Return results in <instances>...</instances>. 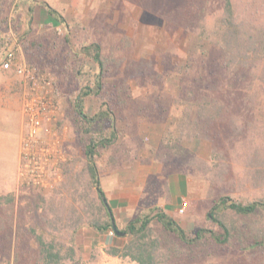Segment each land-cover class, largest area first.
Segmentation results:
<instances>
[{
  "label": "rangeland",
  "instance_id": "obj_1",
  "mask_svg": "<svg viewBox=\"0 0 264 264\" xmlns=\"http://www.w3.org/2000/svg\"><path fill=\"white\" fill-rule=\"evenodd\" d=\"M47 1L73 24L72 35L77 37L90 29L102 42L104 54L109 53L112 43L117 45L111 65L115 71L107 81L123 85L124 102L116 116L117 141L102 154L98 167L100 184L119 230L129 219L155 207L152 213L165 211L190 233L200 226H212L207 216L219 195L238 203L264 196V61L255 58V29H264V0H230L241 39L239 49L250 50L251 58L249 55L229 66L208 37L225 0ZM28 2L18 1L14 11L12 7L3 10L2 16L12 14L15 20L0 24V40H10L16 27L27 31L28 38L46 39V45L58 46L65 33L60 24L36 26L32 18V27L25 29ZM17 54L21 62L31 64L24 47ZM260 55L264 59V53ZM86 68L95 71L96 65L87 61ZM4 80L20 87V78L13 72L0 70V83ZM212 98L215 102L211 106ZM85 104L88 113L98 106L92 96ZM62 105L67 162L77 171L82 167L83 153L67 120L63 95ZM13 114H0V194L11 192L15 196L13 221L20 224V242L30 243L29 254L24 253L30 257L34 242L32 238L29 241L27 229L35 226L42 210H36V204L41 203V197L49 201L53 194L68 193L63 180L47 190L17 185L18 162L10 155L18 138ZM3 178L13 182L11 187H3ZM117 185L119 191L126 189L125 198L115 195ZM168 203L172 208L166 206ZM224 217L239 227H244V222L246 227L255 225V217L243 223L244 219L232 212ZM5 219L0 216V227H6ZM154 224L163 243L175 248L166 264H264L263 251L239 254L235 245L191 250L176 238L164 236L156 220ZM85 227L90 226L81 228ZM81 228L75 235L74 258L62 264H106L99 260L102 250L119 241L115 231L95 232L94 241L104 240L101 249L91 246L92 237ZM4 238L1 231L0 243ZM4 260L0 253V264H5ZM121 263L137 264L129 258Z\"/></svg>",
  "mask_w": 264,
  "mask_h": 264
},
{
  "label": "trees",
  "instance_id": "obj_2",
  "mask_svg": "<svg viewBox=\"0 0 264 264\" xmlns=\"http://www.w3.org/2000/svg\"><path fill=\"white\" fill-rule=\"evenodd\" d=\"M18 1L31 2L27 7L25 29L32 27L30 22L36 3L45 7L52 24L63 26L64 41L56 47L46 45V39L28 38L27 31L15 27L10 40H0V48H4L0 59L16 37L19 50L24 47L30 65L40 71L50 70L55 76V86L65 97L66 117L81 145L83 159L82 167L77 171L68 165L69 162L64 166L63 182L68 194H53L49 201L41 197V203L36 204L35 209L41 207V213H38L35 226L27 229L29 241L32 238L34 242L33 256L24 255L25 252L29 254L30 243L24 245L20 242L21 227L13 221L16 212L14 194H0V216L6 218V227H0V232L4 231L5 235V242L1 240L0 243V253L5 257V264H62L64 260L74 258L75 235L82 226H90L98 231H114L116 227L113 211L100 184L98 161L117 141L116 116L124 102L123 85L107 81L115 71L111 65L115 62L117 45L112 43L109 53L104 54L102 42L90 29L86 28L80 36L72 35L73 24L47 0H0V24L15 20L12 14L2 16V12L10 7L14 11ZM16 20L22 22V19ZM238 35L232 3L225 0L222 12L214 19L208 34L216 53L226 59L225 66L242 62L249 55L251 58L250 50L245 52L239 49L241 39ZM49 49L55 51L50 53ZM260 53H264V29L257 28L255 58L264 61L260 59ZM87 61L96 65L95 71L86 68ZM188 90L193 92L195 89ZM91 96L96 99L98 106L88 113L85 100ZM214 102L212 98L211 106ZM154 208L129 219L125 228L120 230L123 234H117L119 241L106 247L105 251L129 258L137 264L168 263L174 256L175 248L163 243L162 235L156 232V220L166 234L164 236L176 238L181 245L191 250L210 245L219 248L235 245L239 254L264 252V196L238 203L229 196L219 195L213 200L207 216L212 226H200L190 233L165 211L152 213ZM226 212L241 216L244 219L242 223L255 217V225L246 227L244 222V227H239L224 217Z\"/></svg>",
  "mask_w": 264,
  "mask_h": 264
},
{
  "label": "built area",
  "instance_id": "obj_3",
  "mask_svg": "<svg viewBox=\"0 0 264 264\" xmlns=\"http://www.w3.org/2000/svg\"><path fill=\"white\" fill-rule=\"evenodd\" d=\"M19 48L14 37L0 59V70L20 78L23 129L16 180L22 188L47 190L62 182L68 160L67 126L61 124L62 94L50 71H40L19 60ZM182 204L184 207L186 201Z\"/></svg>",
  "mask_w": 264,
  "mask_h": 264
},
{
  "label": "crops",
  "instance_id": "obj_4",
  "mask_svg": "<svg viewBox=\"0 0 264 264\" xmlns=\"http://www.w3.org/2000/svg\"><path fill=\"white\" fill-rule=\"evenodd\" d=\"M33 24L40 26L41 23L47 24H52L49 20V16L47 14L46 10H42L41 6L36 5L34 11H33ZM44 24V25H45ZM47 27V26H46ZM46 27L43 29L46 30ZM39 28V27H38ZM49 28H47L48 30ZM11 72V71H8ZM3 86V90L0 93V114L3 116L4 114H10L11 112L14 113L13 115L16 114V124H15V132H17V144L15 145L14 149L10 152V155L12 159L15 160V162L19 161V147H20V139H21V134H22V129H23V116L21 112V102H20V96H19V88L16 86L15 82H9L8 80L1 81L0 85ZM2 118V117H1ZM3 122H6L7 119L4 117ZM18 166V165H17ZM13 182H10L7 178H3L2 180V185L5 188L11 187V184ZM120 185V182L117 183ZM115 187V195L120 196L122 198H125L127 196V191L124 189L123 191H119L120 188L119 186ZM124 188V187H123ZM167 207L172 208V204H166ZM176 210V209H175ZM81 230H85L90 236L89 238L92 237L91 239V246H99V248L103 249L105 247L104 240L97 239L94 241L95 232L98 233V230H95L92 227H85L81 228ZM117 240L118 237H116ZM114 244V243H113ZM112 245V244H111ZM125 258L118 256V255H111L108 254L105 250H102L101 258L99 262H105L106 264H122L121 261L124 260Z\"/></svg>",
  "mask_w": 264,
  "mask_h": 264
},
{
  "label": "water",
  "instance_id": "obj_5",
  "mask_svg": "<svg viewBox=\"0 0 264 264\" xmlns=\"http://www.w3.org/2000/svg\"><path fill=\"white\" fill-rule=\"evenodd\" d=\"M158 211H160V210H158ZM114 231H115V233L118 234V235H122V234H123V232L120 231L117 227H114Z\"/></svg>",
  "mask_w": 264,
  "mask_h": 264
}]
</instances>
